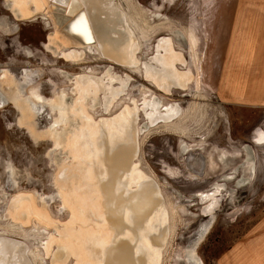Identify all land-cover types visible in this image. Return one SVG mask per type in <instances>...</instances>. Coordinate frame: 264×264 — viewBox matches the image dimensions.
I'll return each mask as SVG.
<instances>
[{"label": "rangeland", "instance_id": "1", "mask_svg": "<svg viewBox=\"0 0 264 264\" xmlns=\"http://www.w3.org/2000/svg\"><path fill=\"white\" fill-rule=\"evenodd\" d=\"M240 1L114 0L139 46L137 64L128 66L66 34L51 1L28 0L31 14L24 16L15 0H0V236L23 242L32 264H78L75 255L52 260L62 241L73 245L80 237L74 212L82 198L64 186L62 173L77 163L71 147L81 115L102 124L137 105L135 164L157 189L167 218L159 264H218L256 230L264 221V144L257 141L264 104L243 103L219 80L230 33L226 6ZM161 38L183 57L178 74H190L170 93L144 72ZM71 51L84 53L62 55ZM107 73L120 77L114 88L125 82L113 100L105 102L106 89L80 97V77L105 81ZM152 98L162 101L161 111L177 104L180 113L150 124L144 102ZM211 198L217 204L205 212Z\"/></svg>", "mask_w": 264, "mask_h": 264}, {"label": "bare ground", "instance_id": "2", "mask_svg": "<svg viewBox=\"0 0 264 264\" xmlns=\"http://www.w3.org/2000/svg\"><path fill=\"white\" fill-rule=\"evenodd\" d=\"M47 1L55 5L56 11L58 7H65L68 14H75L78 6H84L85 11L68 23L69 36L76 38L82 46H88V43L96 40L102 55L113 62L128 66L137 64L138 42L127 24L125 14L115 6L114 0ZM15 2L22 15L31 14L28 0ZM156 44L157 51L155 56L150 57L151 63L144 65L146 78L169 93L175 86L184 88L190 80V74H178V69L175 68L176 62H183V57L174 50L167 38H161ZM82 53L84 52L71 51L62 55L67 58H80ZM93 78L86 75L75 83L76 90L84 100L88 95L106 89V93L103 90L104 100L108 103L123 91L125 86V82L120 81L121 87L116 84L118 88H114L113 82L120 77L110 73L105 74L106 82ZM161 102L155 98L144 102V110H148L143 113L150 124L171 120L180 113L177 104L166 107L163 105L165 108L161 111ZM137 106L123 111V114L114 119L104 120L102 124L94 123L95 121L91 123L89 118L86 120V116L81 115L83 126L74 134V147L73 144L70 146L77 151L73 152L78 154L77 161L75 160L77 163H74L72 171L62 173L65 177L61 179L68 190L74 192V195L78 193V198H82L80 205L77 203L76 206L78 213L74 212L80 216L78 217L82 224L79 226L80 230H77L81 233L79 235L78 231L77 236L80 237L76 243L73 241V245L62 241L63 244L57 246L53 262H62L68 256L75 255L78 264H159L162 248L168 238L167 218L164 207L160 206L162 201L157 189L145 177L138 164H135L138 153ZM76 109L74 108V113ZM78 116L80 117L79 114ZM257 141L264 144L263 131L257 133ZM67 200L70 201V198ZM211 200L212 203L205 212H210L216 206L217 201L213 198ZM70 202L72 204V201ZM69 206L74 208L70 204ZM16 207L20 210L19 206ZM92 209L94 214L91 213ZM16 214L18 218H23L22 211ZM72 235L74 238L73 232L70 236ZM0 264H32L27 246L16 239L0 236Z\"/></svg>", "mask_w": 264, "mask_h": 264}, {"label": "crops", "instance_id": "3", "mask_svg": "<svg viewBox=\"0 0 264 264\" xmlns=\"http://www.w3.org/2000/svg\"><path fill=\"white\" fill-rule=\"evenodd\" d=\"M229 38L220 86L239 91L243 103L264 104V0L226 6ZM218 264H264V221L244 235Z\"/></svg>", "mask_w": 264, "mask_h": 264}, {"label": "water", "instance_id": "4", "mask_svg": "<svg viewBox=\"0 0 264 264\" xmlns=\"http://www.w3.org/2000/svg\"><path fill=\"white\" fill-rule=\"evenodd\" d=\"M85 11V7L84 6H78L77 9H76V12L75 14H68L66 11H65V7H58V10L56 12L57 14V18H56V23L59 25V27H61L66 34H68V29H67V26H68V23L70 21H72L74 19V17H76L77 15H80L82 14L83 12ZM59 17V18H58ZM69 35V34H68ZM71 35V34H70ZM93 44H96L97 47H98V44H97V41L94 40L90 43H88L87 45H93ZM99 49V48H98ZM100 54L102 55L101 51L99 50ZM103 56V55H102ZM104 57V56H103ZM106 58V57H105Z\"/></svg>", "mask_w": 264, "mask_h": 264}]
</instances>
